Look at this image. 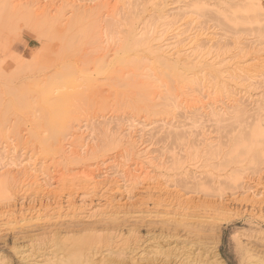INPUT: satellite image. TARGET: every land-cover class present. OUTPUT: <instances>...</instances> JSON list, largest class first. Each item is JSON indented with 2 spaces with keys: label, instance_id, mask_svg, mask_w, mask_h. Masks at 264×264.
I'll return each instance as SVG.
<instances>
[{
  "label": "rangeland",
  "instance_id": "1",
  "mask_svg": "<svg viewBox=\"0 0 264 264\" xmlns=\"http://www.w3.org/2000/svg\"><path fill=\"white\" fill-rule=\"evenodd\" d=\"M130 1L140 16V19L134 18L139 20L136 26L154 13L146 0ZM203 1L210 5L198 13L192 7L199 5L200 0H163L159 7L177 18L182 7L191 6L196 29H191L190 36L193 35L196 43L202 45L209 41L215 47L222 42L219 50L227 51L234 46L231 40L237 39L245 46V53L249 52L246 62L255 49L264 57V33L259 32L263 28L244 22L246 14L239 11L244 8L245 0ZM0 4L7 8L9 5L12 13L0 22V141L8 142L6 138L12 137L18 149L35 153L29 161L36 158L37 165H47L50 172L55 165L67 164V172L72 174L81 163L101 167L103 162L109 164L113 159L125 158V150L119 149L111 142V136L102 132L103 122L110 120L111 115L112 120L142 117L147 127L133 136L140 138L145 150L157 161L151 170L152 182L140 179L129 182L117 175L85 196L84 191L76 190L78 185L69 182L61 187L57 185L56 175L48 181L52 185L49 188L57 187L55 194L46 197L41 192L28 193L24 199L18 194L17 202H23L26 220L0 227V264H45L50 260L55 263L62 255L59 242L93 232L109 238L97 244L102 252L93 256L102 264H180L178 260L187 249L196 253L211 250L213 246L227 264H246L245 250L255 256V262L263 260L264 264V140L252 143L246 150L242 143L248 138L255 119L260 118L264 124V69L245 88L236 89L235 96H227L226 119H219L216 111L203 112L201 116L179 111L173 122L178 129L170 130L162 127L165 114L157 107H148L144 85L133 76L132 68L116 61L110 70L100 69L101 58L96 56L93 47L96 22L106 19L104 8L91 3V9L84 7L71 12L65 7L58 20L50 21V14L37 16L32 10L16 6V0H3ZM214 7L222 8L216 12ZM94 12L99 15L96 17ZM122 15L125 23L130 16ZM181 23L182 28L189 24L184 20ZM122 29L125 35L127 26ZM254 44H257L255 49L248 48ZM144 50L138 51L147 54ZM109 53L108 59L123 55ZM64 74L70 78L67 82L61 77ZM158 74L164 87L177 94L179 89L173 87L171 79ZM83 79H88L90 85ZM48 85L54 89L47 95L42 92ZM18 90H22L27 104L21 111L15 108L12 95ZM54 104L69 112L68 133L79 122L87 123L94 151L77 160L80 163L66 157L68 136L56 139L51 136ZM237 107L244 111L238 118L233 116ZM62 148L65 155L60 151ZM49 171L48 177L52 174ZM10 176L4 183L9 191ZM6 196V191L0 192V208L6 204ZM73 196L75 207L80 206L74 214L72 210L56 208L55 201H62L61 207L65 208V201ZM39 201L47 204L35 217ZM156 248L171 251L165 256L166 253H155ZM175 248L180 250L178 255L174 253Z\"/></svg>",
  "mask_w": 264,
  "mask_h": 264
},
{
  "label": "bare ground",
  "instance_id": "2",
  "mask_svg": "<svg viewBox=\"0 0 264 264\" xmlns=\"http://www.w3.org/2000/svg\"><path fill=\"white\" fill-rule=\"evenodd\" d=\"M1 1L3 3V0ZM94 1H98L99 3L96 2V4L94 3ZM129 1L130 0H16V6H18L19 8H27V11L32 10V12L37 16H48L50 14L48 16V19L50 21L56 19L58 20L57 16L59 15L61 17V14L63 13L62 11L65 7L70 8L71 12L72 10L74 12L84 7H88L91 9L93 7L91 3H93L95 7L101 6L102 8H104L106 19L104 21H101L102 24H100L101 22H96L98 29L96 38L94 40V42H96V45L93 47L96 56L101 58V60H99L101 65L100 69H103L105 71L116 61H118L120 65L126 64L127 66L132 68L134 74L132 75L138 77L137 80L141 81L144 85L146 91L145 101H147L149 105L148 107H157L163 114H165L164 122H162V127L167 126V128L170 130L178 129L177 126H174L173 122L176 119V114L179 111H183L185 113L192 112L197 114L198 116H201L203 112L213 113V111H216L215 114H218L217 116L222 120V118H224L227 113V105L225 104V101H229V99H227V96H235L234 93L236 89L245 88L248 85L247 83L254 78H257L260 72H262V70L264 69V57H262L263 55L259 53V49H255L257 44L248 47L255 49V53L253 54V56L249 57L250 61L246 62V60L244 59L248 56L247 54H249V52L247 51V53H245V46L241 44V42L237 39L231 40V44L232 46H234L232 48H229L227 51L219 50L218 46L219 44H222L221 41V43L216 45L217 48L215 45V47L212 46V42H210L212 45L209 44V41L207 42L208 44L205 42L206 44L202 43V45L198 42H195L196 39L194 40L193 35L190 36L192 33L191 29L196 26V22L194 20L195 17H191V9L194 8L193 10H195L196 12H199V9L201 8L205 9L210 5L206 1L200 0V3H198L199 5H195L190 10L189 8L191 6L188 8L185 7L187 6L185 5L184 7H182L183 9H181V15H177L179 17L176 18V16L170 17L169 15L173 14L168 13V15L167 13H164L161 7H159L162 4L163 0H146L145 2L149 3V5L152 6L150 11L154 13L151 16L149 15L147 19L144 18L145 20L141 22V25L139 26H136V23H138L139 20H134V18H136L135 16H138V12L136 13L135 9L136 7L134 6V8L130 3L131 1ZM245 1L246 3L244 5V8L239 9V11L242 10L240 13L246 14V19L244 20V22L256 23L260 28H263L261 29L262 31H259L263 34L264 5L262 3V0ZM5 4H0V22L4 19H7L8 16L12 14L8 10L9 5L7 8L5 7ZM220 8L222 7H214L213 11L215 9V11L218 12ZM95 12L93 14H95ZM122 13L129 14L128 18L130 16L127 21L125 20V23H123L124 18H122ZM101 14L103 13H100V15ZM133 14L134 16H132ZM98 15L99 14L97 13L95 14L96 17ZM139 17L140 16H138L137 18ZM100 18L98 19L101 20ZM182 20L189 23L188 25H186L187 27L182 28ZM123 26H127L125 35L123 34V30L125 29H122ZM139 48L147 50V54L140 53L138 51ZM108 53L112 54L113 56L118 53H121L123 55H118L112 57V59H108ZM240 54L241 56L239 57ZM110 68L108 70H110ZM159 72L168 79H171L170 82L174 85L173 87L177 86V88L179 89L177 94L169 91L168 87H164L163 83L159 80ZM67 74L61 76L62 79L65 80V82L70 79ZM91 77L92 75H90L88 79H90ZM88 79H83L84 83ZM90 80L92 85L93 80ZM119 80L121 79L119 78ZM81 84H83L82 81ZM52 89H54L52 88V85H48L45 87L44 92L42 93L48 95L50 94ZM21 92L22 90H18L12 93L14 97V103H16L15 108L18 111H21L27 106L26 101L24 100V95ZM179 95H181V97ZM74 96L76 97L73 98H77V96L79 95L77 94ZM45 99L46 98L44 97V100ZM78 99H80V97ZM64 108L65 107L58 104H54L52 106L51 112L53 118L52 120L54 123L53 126H51L52 128L49 130L51 132L52 138L56 139L61 135V137L68 136L67 139L70 138L69 143L67 142V144L69 145L66 144L67 148H69L66 157H71L72 161L73 159H76L75 162L80 163L81 159H84L82 158L83 156L87 155L88 152L91 153L92 151H94V145L93 143H91L93 141V138L89 137L90 134L87 131V123L84 121L79 122L80 124H77L76 127L74 126L75 129L73 131L69 133L66 131L68 129L67 126L69 124L67 125V123L69 122L70 116L68 110ZM243 112V109L237 107V109L233 111V116L238 118L239 116L244 114ZM111 116L110 120H107V122H103L102 132L108 136L110 135L111 142L116 144L119 149L125 150V158H122V160L119 161L113 159L109 161V164H106L107 162L104 164L103 162L100 165L101 167H98L99 165L92 167V163L83 165H81V163L77 166L79 169L75 170L72 174L67 172L69 171V167L67 166V164H61V166H59L60 164L55 165L54 169L51 168L52 170L50 172L47 165H37L38 162H36V158L29 161L30 156H32L31 154L33 153L28 154V152L23 150L22 148L18 149L19 147L17 148L12 137L8 136L6 138L8 142L3 140L0 141V192L4 194V192L6 191L7 195L5 198L7 201L6 204L0 208V227L6 225H16L20 221L26 220L25 214L27 213H24L23 211V202H17L18 194L22 197V199H24L25 195H27L28 193L34 194L41 192L42 194H45L43 196L46 197H48L50 194H55V192L57 191V187L49 188V186L51 185V181H48L56 175L57 185L59 184L61 187V185H64L67 182H69L70 184H74V186L78 185L79 188L75 187L76 190H82V193L84 191L85 194L83 195L85 196H88L91 193L93 194V192H96L97 189L99 190L100 187L103 186V184L112 181V179L117 175H121V179L125 177V180H129V182L135 181L136 183L138 179H140L141 181L147 180L148 182H152L153 175H151V170L157 166V161L150 155V153L145 150V146H143L144 144L140 142V138L138 136H133V134L137 131H142L147 127V125L143 124L144 118L142 119V117H139L138 119H135L127 117L125 120L123 118L112 120ZM50 125L52 124L50 123ZM263 140L264 124L262 123V120L258 118L255 119L253 126L250 129L248 138L242 142L244 143L243 148L245 150L249 149V147L251 148L252 143L257 141L258 144V142ZM95 142L94 144L96 145ZM61 147L63 146L61 145ZM60 151L62 152V155L66 154L64 149H60ZM33 155H35V153ZM42 163H44V161ZM49 163L52 162H48V165ZM48 171L52 173L51 175H49V177L46 174V172ZM9 174L11 175L10 182L12 184V188L10 187V191L6 190L4 186V183L9 178ZM153 183H155V181ZM83 195L81 197H84ZM28 201L30 203L32 202L31 204L34 203L33 199H30ZM74 201V196L68 198L65 201V208L61 207V205H63L61 204L62 201L60 202L57 200L55 201L56 203L54 202V204H56L55 206L57 209L62 210L63 208L66 209L67 212L68 210H72L73 213L76 208L80 207H75ZM45 204L47 203L45 202ZM45 204L40 203L37 209H33L35 211L34 213H36L35 217L41 214L40 209L44 208ZM223 208L225 210L228 209L225 207ZM30 213L32 212L30 211ZM104 237L94 232L83 234L76 238L66 237L63 239V241L58 243L59 245L61 243L62 246H60L62 248L61 257H59L55 263L50 260L45 264H102L101 261V263L96 262L98 260L96 259L95 261L93 256H95L97 253L101 254L102 251L99 250L97 244L99 242H107L109 238ZM166 250H162V248H156L154 252L159 254H165L166 252H168L169 254V250L171 251L170 248L167 251ZM184 250L186 251V249ZM187 250L188 251L185 253V255L183 254L184 257L181 256L182 258H179L178 261L180 262V264H227L220 253L217 252L215 246H213V249L211 250L204 249L203 251H198L196 253L191 248ZM178 251H180L179 248H175L174 253L177 254ZM117 252L118 251H116V253ZM168 254L166 253L165 256H167ZM245 256L247 258L245 259L246 264L259 263L253 260L255 256H253L248 250H245ZM107 257L109 258L108 254ZM258 259L259 258L257 257V260ZM109 260L110 258L107 261Z\"/></svg>",
  "mask_w": 264,
  "mask_h": 264
}]
</instances>
